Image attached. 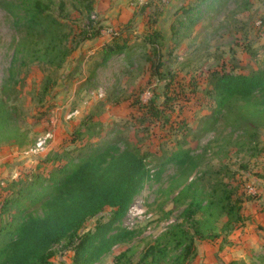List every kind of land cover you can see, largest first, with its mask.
<instances>
[{
    "label": "rangeland",
    "instance_id": "374dc122",
    "mask_svg": "<svg viewBox=\"0 0 264 264\" xmlns=\"http://www.w3.org/2000/svg\"><path fill=\"white\" fill-rule=\"evenodd\" d=\"M40 1L58 27L38 39L25 27L22 0H0V104L10 114L0 129V205L18 188L8 191L11 182L56 167L45 161L54 154L75 160L84 144L113 142L118 151L143 154L150 179L118 224L132 237L91 264H152L154 247L168 252L159 264H175L176 234L193 232L185 215L191 197L205 198L219 182L239 198L242 221L226 230L225 217L214 222L217 237L195 240L190 264H264V120L252 115L258 98L251 108L239 101L210 118L214 103L206 94L214 71L264 68V0ZM187 8L189 19L181 11ZM113 41L127 47L103 61ZM150 103L162 116L144 114ZM85 120L91 125L76 139ZM180 149L191 163L155 175ZM112 212L86 221L78 236ZM13 213L0 216V225ZM24 214L43 215L39 206ZM76 239L55 244L50 261L72 264Z\"/></svg>",
    "mask_w": 264,
    "mask_h": 264
},
{
    "label": "trees",
    "instance_id": "16d2710c",
    "mask_svg": "<svg viewBox=\"0 0 264 264\" xmlns=\"http://www.w3.org/2000/svg\"><path fill=\"white\" fill-rule=\"evenodd\" d=\"M92 0H86L87 4ZM207 0H199L205 3ZM25 15V27L31 36L38 39L52 36L58 27L56 20L47 14L48 6L40 0H22ZM191 8L181 10L189 19ZM182 22H179L181 24ZM179 29V26H177ZM175 24L171 27L172 35L178 33ZM99 35L93 32L92 38ZM119 39V38H118ZM113 40H117L116 37ZM152 42V41H151ZM125 42L113 41L104 49L102 60L119 55L125 51ZM160 62L152 65L157 71ZM210 89L206 94L214 103L212 116L230 110L233 104L249 102L258 98L252 106V115L264 120V68L247 74H234L225 71H214L209 78ZM251 108V105H249ZM146 116H162V112L150 103L145 105ZM239 116L238 120H245ZM10 114L4 103L0 104V129L9 123ZM216 118H214L215 122ZM91 120H85L75 132L76 139L84 136L80 129L86 130ZM75 139V140H76ZM74 140V141H75ZM78 155V156H77ZM74 160L69 152L45 160L47 163H58L46 176L30 175L23 181L16 180L8 185L11 198H6L0 205V216L10 215V221L0 225V264H55L50 261L52 247L62 239L76 237L72 246V264H91L115 245L130 239L133 232L118 226L129 210L135 196L144 183L150 179V171L145 164V156L138 150L126 148L114 149L113 142L84 144ZM187 150H177L161 162L155 175L161 174L166 165L179 169L191 163ZM191 197L186 218L191 221L193 232L179 230L176 234V249L180 250L175 264H190L195 257V240L213 239L217 234L211 232L212 225L225 217L224 229H231L242 221L241 202L236 198L227 184L219 182L210 194L200 199ZM30 206H39L41 217H27L22 213ZM105 208L113 210L106 222L97 223L95 227L78 236L89 219L98 217ZM26 213V212H25ZM152 264L165 260L167 249L152 248ZM125 253L116 257L119 261Z\"/></svg>",
    "mask_w": 264,
    "mask_h": 264
}]
</instances>
